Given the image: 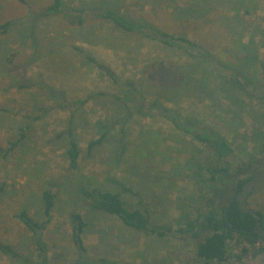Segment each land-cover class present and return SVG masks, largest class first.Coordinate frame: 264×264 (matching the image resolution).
Here are the masks:
<instances>
[{"label": "rangeland", "instance_id": "374dc122", "mask_svg": "<svg viewBox=\"0 0 264 264\" xmlns=\"http://www.w3.org/2000/svg\"><path fill=\"white\" fill-rule=\"evenodd\" d=\"M53 2L0 0V243L16 254L0 251V264H42L16 215L26 211L43 222L45 190L55 195L41 236L45 264H205L192 242L175 233L185 219L204 214L210 201L220 211L240 180L264 170V100L249 99L245 82L232 80L240 73L251 86L264 85V0H59V12L46 13ZM102 8L195 42L225 70L116 29L97 15ZM79 10H86L81 27L68 14L74 19ZM127 83L147 108L125 121L124 106L133 103ZM176 115L214 130L241 163L258 164L204 190L209 176H199L189 161L210 165L211 146L183 133ZM60 133L66 135L57 139ZM101 136V145L87 153L88 143ZM69 138L80 149L76 171L68 166ZM86 187L119 194L129 210L144 211L151 226L172 234L136 232L93 210L80 193ZM248 204L264 215V181ZM73 214L85 224L83 256L71 241ZM258 248L262 243L255 241L240 257V247L229 243L227 264H264V252L252 256Z\"/></svg>", "mask_w": 264, "mask_h": 264}, {"label": "trees", "instance_id": "16d2710c", "mask_svg": "<svg viewBox=\"0 0 264 264\" xmlns=\"http://www.w3.org/2000/svg\"><path fill=\"white\" fill-rule=\"evenodd\" d=\"M59 10L60 2L59 0H54L53 5L49 7L45 12L55 14L58 13ZM98 11L99 13L97 15L101 19L112 23V25L116 29L124 33H136L138 35L144 36L151 41L160 43L168 49L180 50L186 54L185 56L188 59L206 61L210 64L211 67L215 69V71L220 73L219 70H221L222 68L220 62L217 61L215 63L213 61L212 55L207 50L197 45L195 42L187 40L185 38L175 37L167 33H157L154 31H150L143 25L133 23L132 21H129L124 17H120L114 12L109 11L105 8L99 9ZM73 13H68L70 19L76 20L79 27H81L84 23L86 10H79L78 12H76V15H74V19L72 17ZM9 26L10 23H6L1 26L3 32H5L6 28ZM87 59L98 69L103 71L109 78H111L113 82L118 83L111 70L104 67L101 63L96 62L91 57H88ZM222 70L225 69L222 68ZM237 73L238 72L235 71L233 74ZM246 79L247 78H244L242 75H240V73L238 76L233 75L232 77V80L237 84V86H241V84H244L243 82H245V92L249 99L264 100V85L251 86L248 82V79ZM126 87L132 92V94H130V98L133 103L129 106L128 104H125L124 106L125 121L129 119L133 112L143 114L145 108H147V106H145V98L137 92V89L134 88L130 83H127ZM84 102H86V100ZM155 106V104L148 105V107L150 108H155ZM72 115L73 113L71 114V116ZM261 117L264 118V113L261 115ZM176 118V120L179 121L176 125L181 126V130L183 131V133L191 135L198 142L203 143L204 145H208L209 147L211 146L209 152L212 153V161L210 165H203V163H201L202 161H199L195 158H192L189 161V163H191L193 167L195 166L194 169H197V173H202V175L199 176H209L208 181L204 182L207 183V189L204 190L207 191L215 188L216 183L224 180V178H228L230 175L245 176L251 170L252 164H258L255 161L254 163H249L248 165H246L237 160L232 147L214 130L204 128V126L196 124L195 122L184 120L180 118V116H177ZM258 134L262 135L263 133H261L260 131ZM65 135L66 134L64 133H60L58 136H56V138L61 139ZM102 138L103 136H101L97 141L88 143L86 152L90 153L96 146L101 145ZM122 139L120 141H122ZM20 141L21 139L19 141H16L13 146L19 144ZM259 141L263 146L264 137L260 136ZM66 155L68 159L69 169L72 171H76L78 169L80 149L76 142L71 138H69L68 141ZM229 179H231V177ZM241 181L242 180H240L236 184V186H239ZM122 189H124V187H122ZM80 193L84 198L88 200L93 210L117 218L127 228L144 234H153L159 238H163L165 236H168V234H172L170 230L165 231L151 226L149 217L144 211L129 210L119 194L101 190L99 188L89 189L87 187L80 189ZM41 198L43 203V216L45 218L43 222H35L27 214L26 211L18 212L16 217L32 234V238L34 239L36 247L38 249L39 257L41 258V262L42 264H45V249L41 240V236L48 228L51 219V212L54 207L55 195L52 191L45 190L41 193ZM204 198L205 195L202 194H200L198 197L199 201H202ZM207 207L208 208L204 212V214L197 215L196 219H185L183 222L184 228L175 233L179 234L184 240H190L192 242L194 246V255L198 261L205 264H227V260L229 257V243H234L237 247H240V257H243L249 254V250L251 248L255 247V241H259L262 243V248H258V250L255 251V254H253L252 256L254 258H260L262 256L264 252V241L259 239L256 235L242 232L250 231L251 227L254 225V219L251 216L241 214L236 206V203H232L228 209L224 206L220 211L214 209L213 201H210ZM257 214L264 220V215L259 212H257ZM71 221L73 223L71 241L77 253L80 256H83L85 249L82 243L81 235L83 233L85 224L81 216L78 214L71 215ZM0 251L11 253L14 255V257H16V254L12 252L10 246L8 245L0 243ZM238 260H240V258ZM99 264L126 263L101 259L99 261Z\"/></svg>", "mask_w": 264, "mask_h": 264}, {"label": "water", "instance_id": "95a60500", "mask_svg": "<svg viewBox=\"0 0 264 264\" xmlns=\"http://www.w3.org/2000/svg\"><path fill=\"white\" fill-rule=\"evenodd\" d=\"M264 181V170L259 171L249 177L244 178L240 185L235 188L231 195L230 202L225 206L229 208L232 203L236 206L241 214H246L254 219V225L251 234L256 235L259 239L264 241L263 219L252 209L248 204V199L253 190ZM246 233V232H245Z\"/></svg>", "mask_w": 264, "mask_h": 264}, {"label": "flooded vegetation", "instance_id": "af4514ba", "mask_svg": "<svg viewBox=\"0 0 264 264\" xmlns=\"http://www.w3.org/2000/svg\"><path fill=\"white\" fill-rule=\"evenodd\" d=\"M241 183V182H240ZM238 186H236L235 188H237ZM235 190V189H234ZM234 192V191H233ZM232 195V194H231ZM231 198V197H230ZM229 202H230V200H229ZM229 202H228V204H229ZM235 203V202H234ZM263 224V223H262ZM253 227V226H252ZM252 227H251V230H252ZM251 230L250 231H242L243 233H249V234H251Z\"/></svg>", "mask_w": 264, "mask_h": 264}]
</instances>
